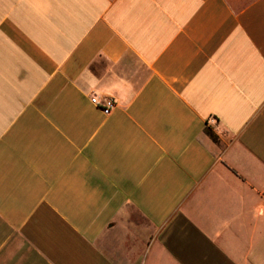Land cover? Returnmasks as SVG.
Wrapping results in <instances>:
<instances>
[{
  "label": "crops",
  "instance_id": "obj_1",
  "mask_svg": "<svg viewBox=\"0 0 264 264\" xmlns=\"http://www.w3.org/2000/svg\"><path fill=\"white\" fill-rule=\"evenodd\" d=\"M0 264H264V0H0Z\"/></svg>",
  "mask_w": 264,
  "mask_h": 264
},
{
  "label": "built area",
  "instance_id": "obj_2",
  "mask_svg": "<svg viewBox=\"0 0 264 264\" xmlns=\"http://www.w3.org/2000/svg\"><path fill=\"white\" fill-rule=\"evenodd\" d=\"M91 101L100 107L105 113H109L114 108L116 102L111 97L100 98L98 95L91 97Z\"/></svg>",
  "mask_w": 264,
  "mask_h": 264
},
{
  "label": "trees",
  "instance_id": "obj_3",
  "mask_svg": "<svg viewBox=\"0 0 264 264\" xmlns=\"http://www.w3.org/2000/svg\"><path fill=\"white\" fill-rule=\"evenodd\" d=\"M207 133L209 134V136L213 139V140H217L218 136L210 129H207Z\"/></svg>",
  "mask_w": 264,
  "mask_h": 264
}]
</instances>
